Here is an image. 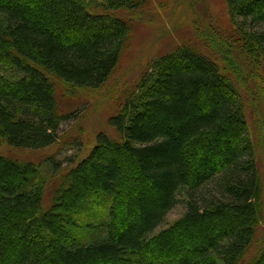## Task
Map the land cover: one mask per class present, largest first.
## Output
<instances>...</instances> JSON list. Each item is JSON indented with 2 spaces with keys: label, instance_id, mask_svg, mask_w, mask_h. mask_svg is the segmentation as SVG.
I'll list each match as a JSON object with an SVG mask.
<instances>
[{
  "label": "trees",
  "instance_id": "obj_1",
  "mask_svg": "<svg viewBox=\"0 0 264 264\" xmlns=\"http://www.w3.org/2000/svg\"><path fill=\"white\" fill-rule=\"evenodd\" d=\"M224 1L231 36L197 33L222 60L186 43L151 61L109 118L117 137L100 132L51 198L42 166L0 152V264H264L263 178L233 58L264 63V0ZM151 2L0 0V143L56 144L72 116L54 80L103 87L131 38L123 13ZM180 199L183 216L158 230Z\"/></svg>",
  "mask_w": 264,
  "mask_h": 264
},
{
  "label": "rangeland",
  "instance_id": "obj_2",
  "mask_svg": "<svg viewBox=\"0 0 264 264\" xmlns=\"http://www.w3.org/2000/svg\"><path fill=\"white\" fill-rule=\"evenodd\" d=\"M123 15L132 24L131 38L117 68L103 87L81 89L54 80L58 111L61 115L72 116L62 123L59 141L40 150L12 148L4 142L0 143L2 154L20 162L42 166L41 173L47 181L46 194L49 198L63 183L71 165L78 163L95 146L100 132L117 137L109 118L135 90L151 61L186 43L214 56L208 41L199 39L197 33L206 36L208 28L230 37L233 30L224 0H152L139 13ZM215 58L222 60L221 55ZM233 58L242 65L237 79L247 104L264 186V63L242 60L235 51ZM242 62L251 63L243 66ZM50 160L58 162L61 170L48 164ZM185 209L184 200L180 199L158 230L181 218Z\"/></svg>",
  "mask_w": 264,
  "mask_h": 264
}]
</instances>
